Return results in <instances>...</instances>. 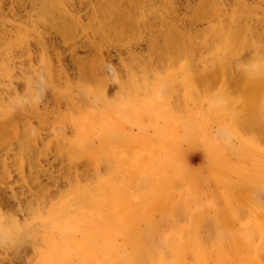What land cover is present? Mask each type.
<instances>
[{"label": "rangeland", "instance_id": "rangeland-1", "mask_svg": "<svg viewBox=\"0 0 264 264\" xmlns=\"http://www.w3.org/2000/svg\"><path fill=\"white\" fill-rule=\"evenodd\" d=\"M0 264H264V0H0Z\"/></svg>", "mask_w": 264, "mask_h": 264}]
</instances>
